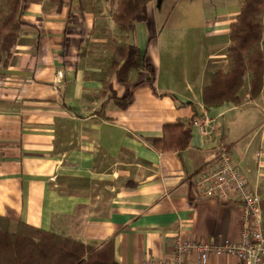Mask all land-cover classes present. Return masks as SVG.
Here are the masks:
<instances>
[{"label": "crops", "instance_id": "0c3cea01", "mask_svg": "<svg viewBox=\"0 0 264 264\" xmlns=\"http://www.w3.org/2000/svg\"><path fill=\"white\" fill-rule=\"evenodd\" d=\"M240 8L239 0H152L147 20L121 43L139 46L151 71L134 69L119 82L83 47L88 38L106 41L94 8L80 0L27 3L23 31L0 68V215L11 229L21 221L95 245L112 238L119 264L171 260L177 236L236 239L239 199L231 190L228 200L203 197L195 178L217 162L220 140L264 211V74L255 98L247 80L243 102L203 101L210 73L229 68L230 24ZM112 90L132 93L126 108L109 98ZM201 117L211 139L194 123L182 151L155 145L170 133L165 125ZM185 264L239 262L201 261L193 252Z\"/></svg>", "mask_w": 264, "mask_h": 264}, {"label": "trees", "instance_id": "16d2710c", "mask_svg": "<svg viewBox=\"0 0 264 264\" xmlns=\"http://www.w3.org/2000/svg\"><path fill=\"white\" fill-rule=\"evenodd\" d=\"M40 0H4L0 9V68L9 64L18 38L23 31L22 13L29 2ZM58 1L60 5L67 0ZM86 1L80 0L81 4ZM152 0H106L108 11L121 31L132 32L137 23L148 18ZM240 12L230 24V43L226 49L229 61L227 70L211 72L203 88V101L207 107L224 103H240L245 100L241 91L248 80L249 96L257 97L263 86L264 74V0H239ZM83 9H85L83 7ZM2 13V15H1ZM117 57H120L117 59ZM122 61V62H121ZM111 68L119 82L127 81L134 69L151 67L146 63L145 53L132 43L118 44ZM152 82V78H148ZM109 98L121 108H126L132 93L117 97L112 90ZM194 118L188 124H167L165 133L155 145L163 150L182 151L191 140ZM261 203L262 200H261ZM263 206V205H262ZM264 212V211H263ZM264 230V226H263ZM0 264H119L115 258L112 238L100 245L65 237L42 228L19 222L11 229L10 219L0 215Z\"/></svg>", "mask_w": 264, "mask_h": 264}, {"label": "built area", "instance_id": "2783aa9c", "mask_svg": "<svg viewBox=\"0 0 264 264\" xmlns=\"http://www.w3.org/2000/svg\"><path fill=\"white\" fill-rule=\"evenodd\" d=\"M61 73L59 70L58 75ZM195 124L205 139H211L206 119L198 118ZM215 143L217 162L210 170L197 174L195 182L203 197L216 193L221 199L228 200L233 192L239 199L244 214L238 237L225 238L219 243H199L177 236L173 241L174 255L171 260L150 258L144 264H185L186 256L193 252L198 253L201 261L207 260L210 255H232L239 264H264V212L259 192L247 182L227 146L220 140Z\"/></svg>", "mask_w": 264, "mask_h": 264}, {"label": "rangeland", "instance_id": "374dc122", "mask_svg": "<svg viewBox=\"0 0 264 264\" xmlns=\"http://www.w3.org/2000/svg\"><path fill=\"white\" fill-rule=\"evenodd\" d=\"M86 5L89 6V8L93 9L95 12V16L97 17V21L99 22V34H105L106 35V41L101 43L99 45L98 42L92 44H89L90 38L84 41L83 47L86 48L85 50L88 52L90 57L92 56L94 60V65L101 66L104 71L107 73H112L111 71V63L112 59L115 53V47L118 44H121L122 42L127 41L126 38V31H121L118 29L116 23L112 19L108 8L109 5L106 3V0H94L92 3H87L85 1ZM4 4V0L2 1L0 5V9ZM107 6V7H106ZM2 15V13H1ZM101 56V57H100ZM101 58V59H100ZM120 57H117V59ZM93 64V63H92ZM227 70V69H223ZM243 89L242 92L243 93Z\"/></svg>", "mask_w": 264, "mask_h": 264}]
</instances>
